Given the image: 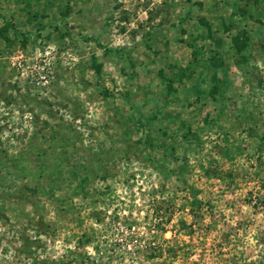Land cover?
Wrapping results in <instances>:
<instances>
[{
	"label": "rangeland",
	"instance_id": "rangeland-1",
	"mask_svg": "<svg viewBox=\"0 0 264 264\" xmlns=\"http://www.w3.org/2000/svg\"><path fill=\"white\" fill-rule=\"evenodd\" d=\"M0 264H264V0H0Z\"/></svg>",
	"mask_w": 264,
	"mask_h": 264
},
{
	"label": "trees",
	"instance_id": "trees-1",
	"mask_svg": "<svg viewBox=\"0 0 264 264\" xmlns=\"http://www.w3.org/2000/svg\"><path fill=\"white\" fill-rule=\"evenodd\" d=\"M238 44H240V45L243 44L242 40H240L239 38L233 37L232 40H231V45L236 46V45H238ZM96 71L98 72V69H97V68H96ZM96 71H95V72H96ZM219 91H220V90H219ZM213 93H214V92L211 91L209 94H210V95H213Z\"/></svg>",
	"mask_w": 264,
	"mask_h": 264
}]
</instances>
